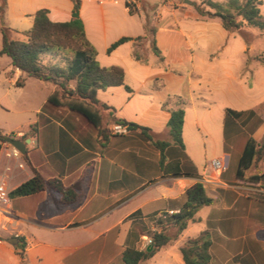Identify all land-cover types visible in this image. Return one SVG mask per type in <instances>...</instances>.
Returning a JSON list of instances; mask_svg holds the SVG:
<instances>
[{"label": "crops", "instance_id": "0c3cea01", "mask_svg": "<svg viewBox=\"0 0 264 264\" xmlns=\"http://www.w3.org/2000/svg\"><path fill=\"white\" fill-rule=\"evenodd\" d=\"M41 9H48L49 18L54 22H69L73 2L6 0L0 25L27 31L33 25V15ZM125 11L121 20L107 18L104 14L101 19L98 14L93 17L95 24L101 27L96 37L106 54L102 62L99 55L98 62L103 67H122L125 82L132 92L123 86L111 87L99 91L98 99L115 109L111 115L107 114L108 118L146 127L157 140L169 138V109L184 108V147L171 144L162 157L161 151L139 130L129 128L128 134H112L103 146L101 137L85 119L62 108L44 109L57 90L55 85L27 78L13 68L7 55L0 56V107L3 108L12 90H24L31 84L45 94L42 104L26 122V128L19 125L15 127L17 130H0L5 135L31 132L25 140L30 165L24 155L19 161L9 162L5 149H0V183H5L12 192L33 177L34 168L44 179H60L65 187L84 195L81 202L65 208L59 206L58 195L48 191L12 198L10 208L15 219L7 230L0 229L3 239L0 264H109L133 242L129 236L138 224L155 230L153 219L165 213H178L186 202L187 190L199 182L213 204L202 207L196 214V222H191L176 242L163 247L147 264H186L181 247L205 231L212 240L211 264H264V98L252 106L246 82L235 76L228 77L225 91L239 92V97L222 112L214 128V112L208 99L214 92L212 81H205L203 85L202 79L197 83L189 80L173 88L168 83L159 84L161 77L171 74L172 63L174 66L190 63L191 68L194 67L195 56L188 40L191 35L176 31L177 23L158 25L156 41L165 60L157 57L162 65L152 66L136 60L134 54L138 45L135 41L107 53L122 37L146 35L143 22L142 32H131L133 16L129 8ZM80 15L87 38L95 47L87 30L84 4ZM195 18L205 21L197 15ZM123 28L128 32H119ZM2 44L3 36L0 50ZM145 48L152 50L151 43ZM257 64L254 82L257 87H264V64L259 61ZM129 73L131 82H128ZM23 79L25 85L19 87L17 81ZM169 99H176L177 105L170 101V105L163 108ZM228 109L234 111L230 116ZM115 124L110 122L108 130L112 132ZM251 138L261 144L263 150L241 178L238 177L239 163ZM219 158H224L228 164V169L222 173L212 166V161ZM8 162L13 168L6 173ZM18 162H22L23 167H19ZM20 241L26 245L24 250L18 246ZM150 243V237L143 235L136 247L146 249Z\"/></svg>", "mask_w": 264, "mask_h": 264}, {"label": "trees", "instance_id": "16d2710c", "mask_svg": "<svg viewBox=\"0 0 264 264\" xmlns=\"http://www.w3.org/2000/svg\"><path fill=\"white\" fill-rule=\"evenodd\" d=\"M1 17L5 16L6 0H1ZM72 19L69 22H54L49 18V10L41 9L33 15L32 27L24 32L0 25L3 35V44L0 56L7 55L14 69H19L28 78H35L51 82L57 87L44 109L52 106L68 110L85 119L101 137L103 146L109 139L110 132L104 125L105 118L115 111L113 107L102 103L98 99V92L111 87L123 86L128 92L132 89L125 82V70L120 66L103 67L97 60V50L88 40L85 26L81 18L82 0H72ZM263 0H228L226 3L207 0L209 10L196 6V11L202 20L220 19L223 28L228 32H239L244 28L257 29L264 33V14L261 6ZM130 13L133 11L126 1ZM144 24L146 35L132 38L122 37L114 42L107 53L111 54L119 46L135 41L151 40L153 53L164 61L162 51L157 46V28L149 26L147 18L138 13ZM16 35V36H13ZM136 60L146 63L137 51ZM264 64L263 58H257ZM17 85L23 87L25 79L18 80ZM171 99L164 103L163 108L170 105ZM171 113L167 125L169 138L157 140L150 134V129L124 119L114 118L113 121L127 126L130 130H139L154 147L159 149L164 157L165 149L171 145L184 147L183 128L185 110L182 107L169 109ZM234 111L228 109L230 116ZM34 126L32 127V129ZM8 136L0 132V141L7 142ZM263 147L254 139H249L239 163L238 177H243L262 153ZM30 165L28 155L23 156ZM33 177L21 184L10 194L11 198L28 197L48 191L58 195V204L61 208L79 203L83 194L72 187H65L60 179H44L37 170L32 168ZM186 202L178 213L163 214L154 218L155 230H149L143 224L130 233V240L126 250L109 264H147L163 247L176 242L180 235L188 228L191 222H196V214L204 207L213 204L202 183H196L186 192ZM137 215V214H136ZM135 215V216H136ZM143 235L151 239L149 246L152 250L139 249L136 243ZM212 240L210 233L205 231L199 238L188 240L181 252L186 264H211L210 248ZM18 246L25 249L26 245L20 241Z\"/></svg>", "mask_w": 264, "mask_h": 264}, {"label": "rangeland", "instance_id": "374dc122", "mask_svg": "<svg viewBox=\"0 0 264 264\" xmlns=\"http://www.w3.org/2000/svg\"><path fill=\"white\" fill-rule=\"evenodd\" d=\"M37 1L41 2L44 0ZM51 1L58 3L65 2V0ZM126 1L130 4L133 11L142 13L147 18L149 26L156 27L157 31L159 24L167 26L177 23L176 31L181 30L191 35L188 40L191 51L195 56L194 69L191 68L190 63L175 66L172 63L170 65L172 67L169 69V73L171 74L167 77H161L159 84L168 83L169 87L173 88L177 87V83L184 82L187 84L189 80L194 81V83L196 81L197 83L199 79H202L200 82L203 85H205V81H212L214 92L209 96L206 94L205 98L208 96L210 100L209 104H211L212 111L214 112V128L217 127V122L219 123V120H221L222 112L228 106H232L237 97H239V92L230 94L225 91L228 77L235 76L237 80H242L243 83L246 82V89L248 96L251 98L250 104L252 106L262 102L264 87H257L254 82V76L257 71V58H263L264 56V33L257 29L249 28H244L239 32H228L223 28L218 18L207 21L197 20L195 15H199L196 11V6L209 10L207 0H189L190 3H186L185 0H82L87 30L89 36L96 44L95 48L97 50V57L100 55V62H102L106 54L103 52L101 41L96 37L101 27L99 24H95L96 18L93 16L98 14L101 19V15L104 14L107 18L112 19L115 17L121 20L126 15ZM214 1L226 3L228 0ZM261 10L264 14V0ZM138 13H130L133 16L130 20L133 25L131 32L135 34L144 30ZM90 20L93 22H90ZM119 32H128V30L123 28ZM2 36L0 34V46ZM150 39L139 41L136 50L145 58L146 63L148 62L152 66L157 63L162 65V62L152 50L145 48L151 42ZM149 69L154 70L152 68ZM131 79L132 75L129 73L128 82H131ZM197 85L195 84L194 86L197 87ZM251 86L254 88L251 89ZM44 98L45 94L32 84L24 90L21 88L12 90L9 98L2 104L3 108L0 107V130L9 131L19 125L24 126L22 127L23 129L26 128V122H28L32 112L42 104ZM171 104L177 105V100L172 99ZM4 108L7 110H4ZM110 122L114 121L106 116L104 125L107 130V125ZM16 128L15 130H17ZM108 131L110 135L113 134L110 130ZM30 134L31 132H26L25 134L15 132L6 136L25 142ZM11 146L8 142L0 141V149L11 148ZM200 146L204 148V142H201Z\"/></svg>", "mask_w": 264, "mask_h": 264}, {"label": "built area", "instance_id": "2783aa9c", "mask_svg": "<svg viewBox=\"0 0 264 264\" xmlns=\"http://www.w3.org/2000/svg\"><path fill=\"white\" fill-rule=\"evenodd\" d=\"M128 132H129L128 127L122 124L116 123L112 128L113 134L125 135L128 134ZM4 153L9 162L13 159L19 161L22 158V153L14 146H11V148H6L4 150ZM9 162L5 167L6 173L11 172L13 168L9 164ZM18 165L19 167H23L22 162H18ZM212 166L219 173H222L228 169V164L224 158L213 160ZM10 194H11L10 188L5 183L1 182L0 183V229L3 230H7L8 225L12 224L13 223L12 221L15 219L13 212L10 208L12 203V198ZM2 241L3 239L0 238V242Z\"/></svg>", "mask_w": 264, "mask_h": 264}, {"label": "water", "instance_id": "95a60500", "mask_svg": "<svg viewBox=\"0 0 264 264\" xmlns=\"http://www.w3.org/2000/svg\"><path fill=\"white\" fill-rule=\"evenodd\" d=\"M185 2L186 3H190L189 0H185ZM7 142L10 143L15 148H17L22 153V155H25L27 153L26 143L23 142L22 140L9 137ZM152 248H153L152 246H149L148 247V251L152 250Z\"/></svg>", "mask_w": 264, "mask_h": 264}]
</instances>
